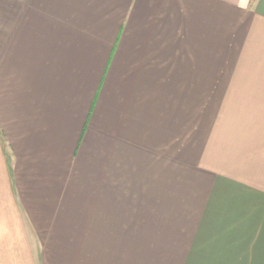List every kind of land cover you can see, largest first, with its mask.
Returning a JSON list of instances; mask_svg holds the SVG:
<instances>
[{
  "label": "crops",
  "instance_id": "crops-1",
  "mask_svg": "<svg viewBox=\"0 0 264 264\" xmlns=\"http://www.w3.org/2000/svg\"><path fill=\"white\" fill-rule=\"evenodd\" d=\"M157 232L165 264H264V0H0V264H142Z\"/></svg>",
  "mask_w": 264,
  "mask_h": 264
},
{
  "label": "rangeland",
  "instance_id": "rangeland-1",
  "mask_svg": "<svg viewBox=\"0 0 264 264\" xmlns=\"http://www.w3.org/2000/svg\"><path fill=\"white\" fill-rule=\"evenodd\" d=\"M182 203H183L182 200H175L174 210L180 212L182 210ZM185 203L186 201H184V204ZM178 221L180 223V219H177L175 216V223H177ZM157 237H158L157 245L154 248H143L142 264H165V255H166V249L164 246L165 232H157Z\"/></svg>",
  "mask_w": 264,
  "mask_h": 264
}]
</instances>
